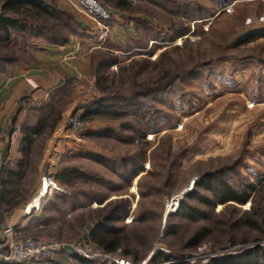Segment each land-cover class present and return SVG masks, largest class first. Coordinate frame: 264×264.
Here are the masks:
<instances>
[{
	"label": "rangeland",
	"instance_id": "1",
	"mask_svg": "<svg viewBox=\"0 0 264 264\" xmlns=\"http://www.w3.org/2000/svg\"><path fill=\"white\" fill-rule=\"evenodd\" d=\"M99 1L104 4L102 0ZM131 2L136 11L104 5L115 12L149 18L153 25V32L150 33L154 34L156 41L152 44L148 42L146 46L140 43L142 47L133 51L125 50L112 36L108 23H105L109 32L100 46L99 31L94 50L104 51L108 48L118 57V64L111 66L109 71H115L119 65L126 66L138 61L139 75L136 83L143 82L148 77L153 80L159 74L155 60L168 48L169 57L164 62L177 67V70L189 68L194 63L203 65L202 79L194 80L191 98L187 103L178 105L170 95L171 104L164 107L167 118L144 136V159L142 164H133L132 170L140 167L138 174L133 177L131 169H126L125 165L120 170L116 167L111 170L107 165L99 166L76 152L71 154L74 146L82 148L84 144L96 145L107 153L105 155L108 159L119 163L126 154L132 155L138 145L134 141L127 142V137L124 138L125 141H118L113 137H93L92 134L95 133L87 134L79 129L78 116L74 114L77 107L101 94L96 88L89 64L85 78L76 73L75 78L52 92L53 98L52 94H48V98L42 100L38 107L31 109L34 123L36 116L47 114L52 109L60 110L59 120L51 131H43L45 138L41 141L39 137L33 145L31 156L23 159V167L16 176L10 177L8 172L18 171L17 161L4 160L5 166L0 173V240L5 238L4 231L8 229L2 226L5 223L2 218L7 216L8 210L22 201L25 205L33 204L32 198L40 177L46 173L56 175L58 170L49 169V162L54 152L59 151L60 157L58 156L55 167L76 169L89 179H75L63 186L68 190L66 197H71L67 199L68 202L72 203L67 202L68 206L60 214L52 207L46 211V204L41 212V224H28L24 230L13 231L14 241L30 238L65 246L83 241L111 255L110 257L123 259L129 264H152V257L163 251H168L169 256H161L153 264H210L213 259L222 255L239 254L256 244L264 247V236L256 241L250 239L241 243L243 236L238 235L237 242L231 243L229 235L215 231L208 234L194 250L184 251L179 256L180 242H170L162 234L167 214L181 195L193 187L198 173L209 168H228L232 162L239 161L232 174L240 173L253 183L264 178L254 177V174L264 173V66L258 67L252 62H264V37L249 38L245 42L242 40L247 33L259 26L264 30V0H160L159 5L147 0ZM65 11L74 20L73 14ZM88 21L92 23L90 19ZM179 33L185 34L170 42ZM142 37L150 38L147 34ZM38 41L39 39H33L30 43ZM173 47L181 49L176 51ZM141 62L146 63L139 66ZM122 77L125 85H130V77ZM207 82L210 84L207 85ZM110 123L117 125L116 128L119 129L118 122ZM168 144L171 155H165ZM18 150L20 151V146ZM18 150L15 152L16 156ZM181 153L183 156L179 157ZM209 159L212 162L206 164ZM177 160V177L170 180L171 173L166 169ZM21 161L22 158L18 162ZM199 162L201 164H196ZM149 170L151 174L148 177L139 179ZM155 176H158L157 180ZM167 176L166 183L162 185ZM143 192H146L145 197L140 195ZM74 194L77 196H73ZM118 199L128 201V214L116 223L126 241L123 239L120 248L114 252H106L90 240L89 233L98 220L97 210L106 207V202ZM248 207L249 204H246L242 209ZM218 210L219 208L216 209L217 212ZM142 212L147 213V217L139 220L137 215ZM134 218L136 223L132 220ZM248 236L253 234L249 233L246 237ZM142 254L144 255L141 257ZM8 257L9 250L1 246L0 264H20L7 259ZM77 259L80 258L72 257L69 264H79Z\"/></svg>",
	"mask_w": 264,
	"mask_h": 264
},
{
	"label": "trees",
	"instance_id": "2",
	"mask_svg": "<svg viewBox=\"0 0 264 264\" xmlns=\"http://www.w3.org/2000/svg\"><path fill=\"white\" fill-rule=\"evenodd\" d=\"M102 1L106 5L110 4L116 8L134 9L131 0ZM147 1L155 5L160 3V0ZM11 4L18 7L10 8ZM10 10L16 14V19L11 20L4 16L6 11ZM134 10L136 11V9ZM146 26L144 24V27ZM77 33L78 26L71 15L55 4L46 5L41 0H9L6 3L3 2L0 12V58L6 60L10 57H14V60L19 57L26 58V46L30 40L39 39L62 45L68 41L71 35ZM184 34L175 35L173 39H170V42ZM151 35L152 40L156 41L153 37L154 34L151 33ZM254 37H264V30L258 29L247 33V36L242 40L245 42ZM143 44L144 46L147 45L145 40H143ZM173 48L176 51L181 49L180 47ZM169 53L168 48H166L155 60L159 71L156 78L151 80L148 77L140 83H136L139 75L138 61L131 62L126 66L119 65L115 71H109L111 66L118 64V57L113 55L111 49L105 48L104 51L96 49L89 54V68L92 69L96 88L101 94L99 97L77 107L74 113L78 116L77 122L89 123L96 120L105 123L118 122L119 129L117 131L106 129L92 134L93 137H113L118 141H122V139L125 141L124 138L127 137V142L132 143L134 141L138 145L132 155L126 154V157L119 163L92 152L78 151L76 152L77 155L83 156L86 160H91L99 166L107 165L111 170L115 167L120 170L125 165L126 169H131V177L138 174L140 167H135L133 170L132 168L133 164L137 165L143 162L145 155L143 144H146L144 136L150 132L151 128H155L161 120L167 118V111L164 107L170 106V95L173 96L178 105L187 103L191 98L194 80L202 79L201 67L203 65L194 63L189 68L184 69L182 67V69L177 70V67L164 62L169 57ZM142 61L147 60L142 59ZM145 63L141 62L139 66H143ZM123 75L130 77V85H125ZM209 84L207 82V85ZM53 95L51 98L54 97ZM59 112V109L56 111L52 109L47 114L36 116L35 123L22 132L20 141L22 161L17 162L18 171L10 170L8 172L10 177L16 176L21 171L23 159H29L33 145L39 137L43 141L46 135L43 136V131L46 129L51 131L59 120ZM136 139L138 140L135 141ZM167 154L171 155L170 146L165 155ZM174 154L175 152L172 153V155ZM181 156L183 153L179 157ZM211 162L212 159H209L205 163L210 164ZM238 162H232L228 168H209L198 173L193 187L181 195L176 205L167 214L162 234L170 242L172 240L180 242L181 253L179 256H182L184 251L194 250L205 240L208 234L215 231L229 235L228 239L231 243L237 242L238 235L243 236L240 239L241 243L250 239L256 241V239L264 236V178L253 183L240 173L232 174V170L235 169L234 166ZM178 164L177 160L172 166L167 167L166 170L171 173L170 180L177 177L175 175L178 174ZM196 164H201V162ZM149 173L151 174V170L139 179H145ZM155 177L157 180L158 176ZM54 178L62 186H67L68 182L75 179H89L86 174L69 167H65L56 173ZM167 179L168 176L162 185L166 183ZM145 194L146 192L140 193L142 197H145ZM66 196L55 195L52 197L47 202L46 211L52 207L55 212L60 214L67 205V199L71 198ZM73 196L77 195L74 194ZM127 202L120 199L111 200L105 203L106 207L97 210L98 220L94 222L89 238L106 252H114L120 248L123 239L126 241L116 223L123 220L128 214ZM246 204H249V207L242 209ZM217 208H219L218 212L216 211ZM146 217L147 213L145 212L137 215L139 220H144ZM132 220L136 223L135 218ZM249 233H252L254 237H246ZM166 245L171 249L168 241H166ZM126 253L128 252L126 251ZM134 256L138 258L137 255L134 254ZM161 256L167 258L169 256L168 251H163L160 255L155 254L151 260L152 264L162 258ZM77 261L79 264H94L82 259H77ZM210 264H264V247L256 244L245 248L239 254L222 255L218 259H213Z\"/></svg>",
	"mask_w": 264,
	"mask_h": 264
},
{
	"label": "crops",
	"instance_id": "3",
	"mask_svg": "<svg viewBox=\"0 0 264 264\" xmlns=\"http://www.w3.org/2000/svg\"><path fill=\"white\" fill-rule=\"evenodd\" d=\"M0 1L6 3L9 0ZM41 1L46 5L55 4L60 9L70 11L78 26V33L71 35L68 41L62 45L43 40L34 44L29 43L26 46V58L19 57L17 60H14V57H8L7 60L0 58V141L3 144L2 155L7 162L13 160L18 162L22 158L18 147L22 139V132L34 124V116L31 112L33 110L31 109L38 107L42 100L48 98V94H52L66 82L75 78L76 73L83 78L88 75L89 54L96 48L94 43L100 31L93 20L77 6L76 0ZM13 7L17 8L18 6L11 4L10 8ZM11 10L6 11L4 16L14 20L17 16ZM110 10L113 14L107 23L113 33L112 36L116 38L121 48L133 51L140 46V43H143V40L147 45L148 42L151 44L154 42L150 33L153 32V25L149 18L129 15L120 11L115 12L111 8ZM89 19L92 23H89ZM144 24L147 26L144 27ZM258 29H261V26L253 31ZM143 34H147L150 38L144 39ZM252 62L258 67L264 66L262 61ZM79 127L87 134L106 129L112 131L118 129L117 125L104 122L80 123ZM16 150H18L17 156L15 155ZM78 151L92 152L107 158L105 155L107 153L101 151L96 145L84 144L82 148L74 146L71 154ZM58 156L60 157L59 151L54 152L49 162V169L58 170L57 173L65 168V166L55 167ZM14 157L16 158L13 159ZM262 176L264 173L254 174L255 178ZM22 202L16 203L8 210L7 216L2 218L5 222L2 226L18 231L24 230L28 224L40 223L43 217L41 212L47 203L41 210H38L32 203L25 205Z\"/></svg>",
	"mask_w": 264,
	"mask_h": 264
},
{
	"label": "built area",
	"instance_id": "4",
	"mask_svg": "<svg viewBox=\"0 0 264 264\" xmlns=\"http://www.w3.org/2000/svg\"><path fill=\"white\" fill-rule=\"evenodd\" d=\"M76 4L95 22L101 31L99 35L101 46L109 32L108 26L105 23L112 18L113 12L99 0H76ZM2 5L3 2L0 1V12ZM2 153L3 144L0 141V171L4 166ZM67 191L51 173H46L39 179L38 188L32 198L33 205L35 209L41 210L52 197L55 195H66ZM12 233V228L4 231L5 238L1 241L0 247L3 246L9 250V257L7 259L20 264H69L70 259L74 256L87 262H93L94 264H129L128 261L123 259L110 257L111 255L99 251L95 246L87 242L82 241L81 243L77 242L70 246H65L55 242L30 238L14 241Z\"/></svg>",
	"mask_w": 264,
	"mask_h": 264
}]
</instances>
